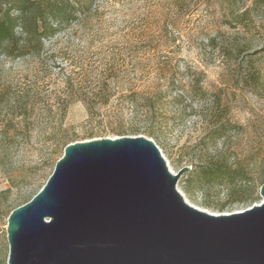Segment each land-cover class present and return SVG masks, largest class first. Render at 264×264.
Masks as SVG:
<instances>
[{
    "label": "rangeland",
    "instance_id": "rangeland-1",
    "mask_svg": "<svg viewBox=\"0 0 264 264\" xmlns=\"http://www.w3.org/2000/svg\"><path fill=\"white\" fill-rule=\"evenodd\" d=\"M255 1L93 0L89 18L46 42L48 56L0 59V264L9 260L10 214L40 193L64 146L92 140L90 135L120 138L113 120L121 113L125 130L155 132L156 141L145 137L156 143L170 173L191 168L177 184L187 204L215 216L262 204L264 5ZM248 9L249 19L240 24L237 15ZM160 65L171 66L181 79L160 80ZM71 73L84 81L72 91L65 89ZM104 79L109 105L90 114L84 101L104 98L95 96ZM194 83L207 95L200 102L187 100L180 118L173 99ZM132 89L142 92L137 108L121 104ZM156 93L166 97L156 112L175 118L151 128L141 119L150 112L142 98ZM214 115L232 125L216 143L203 138ZM136 117L141 121L134 125ZM219 153L236 174L202 184L199 168Z\"/></svg>",
    "mask_w": 264,
    "mask_h": 264
},
{
    "label": "water",
    "instance_id": "water-1",
    "mask_svg": "<svg viewBox=\"0 0 264 264\" xmlns=\"http://www.w3.org/2000/svg\"><path fill=\"white\" fill-rule=\"evenodd\" d=\"M145 136L68 145L40 193L8 219V264H264L261 205L215 216L177 189Z\"/></svg>",
    "mask_w": 264,
    "mask_h": 264
},
{
    "label": "trees",
    "instance_id": "trees-1",
    "mask_svg": "<svg viewBox=\"0 0 264 264\" xmlns=\"http://www.w3.org/2000/svg\"><path fill=\"white\" fill-rule=\"evenodd\" d=\"M260 1L264 5V0L255 1V6ZM93 0H0V59L8 57L13 60H23L27 57L42 58L49 55V51L46 46V42L56 38L65 27L70 26L74 22L86 20L90 17L92 10L91 3ZM251 9L238 14L237 18L241 19L240 24H245L244 20H248ZM246 26V25H245ZM54 56V52L51 53L50 58ZM157 70L160 80L169 79H181L171 66H158ZM187 72L186 75L191 78H198L196 72L191 74ZM200 78V77H199ZM80 80L73 78L72 73L67 77L65 81V89L73 90L75 85H82ZM99 92L95 93V96L102 98L98 104L93 102H85V107L90 114H93L96 109H104L109 105L110 97L109 83L107 80L98 81ZM173 85L175 83H172ZM170 85V84H169ZM130 94L124 96L123 103H131L138 107L140 100L138 97L142 95V92L138 89H132ZM207 92L202 88H199L198 83H194L190 87L189 93H181L174 97L173 102L176 103L180 111L177 115L182 118L186 116L187 106L184 103L188 100L190 102L202 101L205 99ZM106 96V97H105ZM165 96L161 93H156L151 97H143L142 102L144 107L149 109V113L145 114L141 119L147 122L151 128L159 120L168 121L170 118L163 113L156 112V106L163 105L165 103ZM191 107V106H190ZM122 111V110H121ZM124 115L119 114L113 121L121 127L116 136H134L144 135L152 140H157L155 132L150 130H143L141 128H131L125 130L123 122H125ZM140 118L133 119L134 125L139 123ZM217 117L214 115V122L204 135V139L210 142H219L224 140L226 134L232 125L225 121H217ZM92 135L89 139H93ZM88 139V140H89ZM65 142V139L62 140ZM67 143L64 149L69 145ZM199 180L202 184H215L223 182L224 180L233 178L236 172L228 164L222 153L216 154L210 164L203 165L199 168Z\"/></svg>",
    "mask_w": 264,
    "mask_h": 264
}]
</instances>
